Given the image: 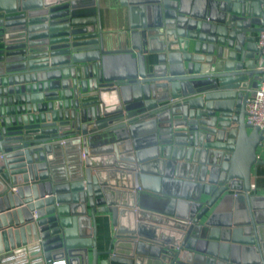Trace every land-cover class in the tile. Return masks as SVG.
<instances>
[{
  "label": "water",
  "instance_id": "95a60500",
  "mask_svg": "<svg viewBox=\"0 0 264 264\" xmlns=\"http://www.w3.org/2000/svg\"><path fill=\"white\" fill-rule=\"evenodd\" d=\"M120 5L0 0V264H264V0Z\"/></svg>",
  "mask_w": 264,
  "mask_h": 264
},
{
  "label": "crops",
  "instance_id": "0c3cea01",
  "mask_svg": "<svg viewBox=\"0 0 264 264\" xmlns=\"http://www.w3.org/2000/svg\"><path fill=\"white\" fill-rule=\"evenodd\" d=\"M103 8V25L104 31L110 29L114 30H124L127 27V17L121 16L119 11L125 9L121 7L120 0H113L108 2L107 0H101ZM259 32L256 34V41ZM257 62L259 59V54L256 56ZM259 158L264 160V149L259 152ZM251 188L252 193L257 195H264V162L254 164L252 167V176H251ZM99 240H98V249L104 250L108 247L109 242L113 236L112 226L107 227L106 229L99 228ZM60 259L57 261H62ZM65 261V260H64ZM66 264V262H65Z\"/></svg>",
  "mask_w": 264,
  "mask_h": 264
},
{
  "label": "built area",
  "instance_id": "2783aa9c",
  "mask_svg": "<svg viewBox=\"0 0 264 264\" xmlns=\"http://www.w3.org/2000/svg\"><path fill=\"white\" fill-rule=\"evenodd\" d=\"M257 45L261 49L256 69L260 70L257 74L254 85L247 89L246 99V123L252 127H258L263 134L262 147L264 149V31H260L257 37ZM55 264H65V261H56Z\"/></svg>",
  "mask_w": 264,
  "mask_h": 264
}]
</instances>
